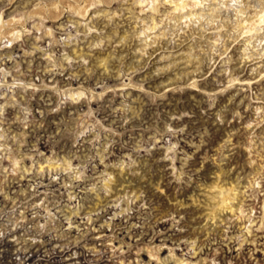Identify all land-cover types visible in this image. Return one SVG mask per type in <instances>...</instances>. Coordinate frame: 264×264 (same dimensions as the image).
<instances>
[{
	"label": "rangeland",
	"instance_id": "obj_1",
	"mask_svg": "<svg viewBox=\"0 0 264 264\" xmlns=\"http://www.w3.org/2000/svg\"><path fill=\"white\" fill-rule=\"evenodd\" d=\"M92 2L0 0V26L23 24L31 33L4 49L21 57L19 73L7 82L18 77L28 85L14 90L20 107H6L5 118L23 120V110L31 115L27 127L11 124L12 132L23 133L27 171L7 177L0 201L9 207L26 197L43 201L57 217L56 231L38 236L16 229L0 239V264H73L72 250L81 264H167L170 254L181 257V248L197 245V258L206 264L212 258L219 264H264V227L246 231L242 242L226 238L245 226L237 205L247 202L251 184L264 190L258 182L264 175V80L250 83V69L235 63L229 68L240 83L220 76L218 64L210 70L199 50L212 38L201 31L209 18L204 9L190 18L176 13L165 32L160 24L169 6L133 12L122 0H96L89 10ZM217 15L223 22V14ZM192 36L204 39L193 42ZM200 61L199 74L186 75ZM3 67L11 71L13 65ZM79 91V99L70 96ZM109 178L111 190L105 186ZM216 183L237 187L233 208L216 209ZM252 202L264 208V194ZM70 216L76 227H69ZM224 221L232 225L227 233ZM78 229L85 232L82 238ZM78 238L81 243L62 250ZM186 239L195 243L185 245Z\"/></svg>",
	"mask_w": 264,
	"mask_h": 264
},
{
	"label": "clouds",
	"instance_id": "obj_2",
	"mask_svg": "<svg viewBox=\"0 0 264 264\" xmlns=\"http://www.w3.org/2000/svg\"><path fill=\"white\" fill-rule=\"evenodd\" d=\"M122 2L124 4H131L130 11L133 12L136 8H140L146 12L153 10L156 5L160 7L169 6L171 11L163 14L160 24V27L165 32L167 31L165 22L169 21L176 13L187 10L195 11L197 8L204 9L209 18L206 21V26L201 31L212 38L207 41L206 48L199 50L207 58L210 70L215 71V66L218 64L221 68L220 76H226L234 83H240V77L234 75L235 69L229 68L230 64L235 63L246 71L250 69L249 74L253 77L250 83L258 84L261 80H264V71H262L264 69V0H122ZM51 6L54 7L55 4ZM97 6L98 2L96 0L87 5L89 10ZM2 11L0 9V15H2ZM218 13L223 14V22L217 15ZM25 19L27 20V18ZM21 33L31 35L30 31L23 24L12 26L9 22L0 26V101H3V104H0V176H3V179H0V185L7 182L8 176L17 172L23 175L27 171L22 165L24 159L28 157L20 152V145L23 143V133L12 132L11 124L19 122L27 127L30 123L28 116L31 115V112L23 110L25 112L23 120H20L18 116L16 120L9 123L5 118L4 111L6 107H20L17 94L14 90L17 88L27 89L28 87V85H22L18 77L11 84L7 82V77L12 72L19 73L17 60L21 57L15 53L4 52V49L11 48L13 43H19L21 41ZM144 35L147 37V32ZM191 39L195 42L197 39L203 40L204 37L192 36ZM241 41H243L242 44ZM24 43H27V41ZM237 44H241V47L237 49V52H232V48ZM21 51H23V46ZM230 52H232L231 55H229ZM24 55H31V53L25 52ZM214 56L220 57V59L213 60ZM233 57L236 59L233 60ZM64 58L67 59L66 56ZM8 61H11L13 65L11 71H5L3 67L4 63ZM202 63L203 61L198 62L196 69L187 72L186 75H198ZM57 110L53 109V111ZM177 147L178 145H173L169 149L172 158L177 154L173 151ZM4 161H8L9 166L7 168L3 167ZM13 164L18 167H13ZM258 182H264V175L259 177ZM257 186L258 183H252L247 196L244 197V200L247 202L237 205L238 210L243 208L242 222L245 226L241 229L239 235L228 236L226 237L227 239L242 242L246 231L249 229L254 230L257 226L264 227V208L261 207L259 202H252L254 198H258L264 194V190L257 191ZM0 194H3L2 190H0ZM6 199L11 198L6 197ZM231 219H235V217ZM41 220H43V223H40ZM56 221V214L43 201L33 203L30 198L26 197L22 202L12 201L10 207L4 204L3 201H0V239L9 236L16 229H32L38 236L44 232L56 231ZM68 223L70 228L76 227V225L71 223V217L68 218ZM231 226L228 221H224L222 232L227 233L228 228ZM78 230L82 238L85 232L83 229ZM81 238H78L76 241L68 240L63 245L62 250L68 252L70 246L82 242ZM183 243L191 246L195 241L186 239ZM212 243V240L208 241L209 245ZM217 243L219 242L217 241ZM84 246L87 247L86 244ZM58 247L60 245H53L54 249ZM177 247L178 245H173L171 253H175ZM180 251L182 256L174 257L170 254L167 258V264H173V261L178 262V264H206L203 257L197 258L201 251L199 245L194 248L189 247V251L187 252L183 248ZM88 252L93 256H98L95 248H88ZM69 258L73 264H81L77 251L72 250ZM84 259L88 261V256H85ZM61 260H63V257H61ZM211 264H219V262L215 258H212Z\"/></svg>",
	"mask_w": 264,
	"mask_h": 264
},
{
	"label": "bare ground",
	"instance_id": "obj_3",
	"mask_svg": "<svg viewBox=\"0 0 264 264\" xmlns=\"http://www.w3.org/2000/svg\"><path fill=\"white\" fill-rule=\"evenodd\" d=\"M180 14H183L181 15L182 18H190L191 16L193 17L194 15H196L197 13H195L194 11H191V10H187V11H183V12H180ZM153 24H155V27H156V20L155 18L153 19ZM83 95V92L82 91H79L78 93H72V98L75 99V96H77V98L79 99V97ZM48 168H54L53 165H50L49 164V167ZM56 168V167H55ZM46 167L42 164H40L39 166V170L40 172L42 171H45ZM105 186L107 187V189H112V183H113V180L111 178L109 179H105ZM233 183L230 184L229 187L225 188L223 186H219L217 183L216 184H212L211 186V189H215V190H218L216 191L215 193V196H214V199H218V202H216V206H218V208L216 209H228V208H233L234 207V201L237 199V187L232 185ZM138 198V196H137ZM76 213V218H78V213L75 211ZM88 215H90V213H88ZM71 217V216H70ZM69 218V217H68ZM94 219L92 218V216H89V219L88 221H93ZM73 224V222H71ZM69 225V224H68ZM158 251H161V247L158 249ZM159 259V258H158Z\"/></svg>",
	"mask_w": 264,
	"mask_h": 264
}]
</instances>
